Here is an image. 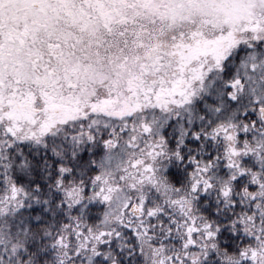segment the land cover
<instances>
[{
    "label": "snow or ice",
    "instance_id": "obj_1",
    "mask_svg": "<svg viewBox=\"0 0 264 264\" xmlns=\"http://www.w3.org/2000/svg\"><path fill=\"white\" fill-rule=\"evenodd\" d=\"M0 264H264V0H0Z\"/></svg>",
    "mask_w": 264,
    "mask_h": 264
}]
</instances>
